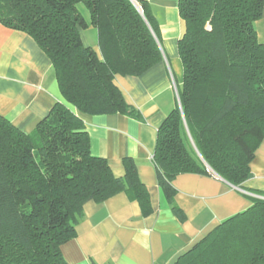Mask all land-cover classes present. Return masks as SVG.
Wrapping results in <instances>:
<instances>
[{
	"label": "trees",
	"instance_id": "1",
	"mask_svg": "<svg viewBox=\"0 0 264 264\" xmlns=\"http://www.w3.org/2000/svg\"><path fill=\"white\" fill-rule=\"evenodd\" d=\"M131 0H0V25L30 36L50 59L62 96L87 115L127 114L116 76H141L163 60L148 5ZM84 8L88 17L84 16ZM186 32L178 51L179 106L158 130L153 157L174 214V180L211 175L242 187L264 141V44L255 23L264 0H179ZM97 31L99 53L82 32ZM116 178L92 156L83 121L57 104L32 133L0 116V264H69L62 247L77 236L88 202L126 194L151 213L133 159ZM175 264H264V191Z\"/></svg>",
	"mask_w": 264,
	"mask_h": 264
},
{
	"label": "crops",
	"instance_id": "2",
	"mask_svg": "<svg viewBox=\"0 0 264 264\" xmlns=\"http://www.w3.org/2000/svg\"><path fill=\"white\" fill-rule=\"evenodd\" d=\"M135 1L145 2L150 9L163 60L141 76H116L114 82L142 120L127 114L79 112L62 96L52 63L36 42L0 25V116L29 134L55 105H66L85 124L92 156L105 159L116 178L125 176L124 160L133 159L150 195L148 216L123 193L102 204H85L76 238L62 247L69 264H175L221 223L248 210L254 199L261 198L255 193L264 191L263 141L242 187L227 183L214 172L178 176L173 182L174 205L185 219L174 214L158 184L153 157L159 128L179 106L184 68L178 44L186 23L180 16L179 0ZM255 29L264 44V14ZM82 40L99 53L95 29L82 32Z\"/></svg>",
	"mask_w": 264,
	"mask_h": 264
},
{
	"label": "rangeland",
	"instance_id": "3",
	"mask_svg": "<svg viewBox=\"0 0 264 264\" xmlns=\"http://www.w3.org/2000/svg\"><path fill=\"white\" fill-rule=\"evenodd\" d=\"M81 11H82L84 16L88 17L87 12H86V10L83 7L81 8Z\"/></svg>",
	"mask_w": 264,
	"mask_h": 264
},
{
	"label": "water",
	"instance_id": "4",
	"mask_svg": "<svg viewBox=\"0 0 264 264\" xmlns=\"http://www.w3.org/2000/svg\"><path fill=\"white\" fill-rule=\"evenodd\" d=\"M131 1H132L133 4L136 6V8H137L138 10H140V9L138 8V5H137L136 1H135V0H131Z\"/></svg>",
	"mask_w": 264,
	"mask_h": 264
}]
</instances>
